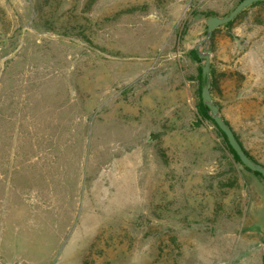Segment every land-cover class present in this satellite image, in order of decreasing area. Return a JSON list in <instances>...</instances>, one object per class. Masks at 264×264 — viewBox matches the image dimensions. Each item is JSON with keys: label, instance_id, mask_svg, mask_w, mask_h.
<instances>
[{"label": "rangeland", "instance_id": "obj_1", "mask_svg": "<svg viewBox=\"0 0 264 264\" xmlns=\"http://www.w3.org/2000/svg\"><path fill=\"white\" fill-rule=\"evenodd\" d=\"M238 1L0 0L2 264L264 263V178L188 55ZM217 28L212 99L264 165V5Z\"/></svg>", "mask_w": 264, "mask_h": 264}, {"label": "water", "instance_id": "obj_2", "mask_svg": "<svg viewBox=\"0 0 264 264\" xmlns=\"http://www.w3.org/2000/svg\"><path fill=\"white\" fill-rule=\"evenodd\" d=\"M264 0H239L235 6L223 16H210L206 19V31L203 38L199 39L196 43V46L199 44L203 45V49L198 52V57L203 60L201 66V76L204 80V84L201 87L200 98L204 106L208 109L209 114L216 124V126L220 129L222 133H224L226 140L229 146L234 150L236 155L238 156L240 162L244 167L249 169L252 172L259 173L264 178V165L255 159H252L247 153L244 151L242 145L236 138L232 128L229 123L223 118V116L219 112L218 106L215 104L212 99L210 92V53L211 50L208 47L210 44V40L212 37L213 30L227 22L231 21L235 18L245 7L250 4Z\"/></svg>", "mask_w": 264, "mask_h": 264}, {"label": "trees", "instance_id": "obj_3", "mask_svg": "<svg viewBox=\"0 0 264 264\" xmlns=\"http://www.w3.org/2000/svg\"><path fill=\"white\" fill-rule=\"evenodd\" d=\"M255 5H264V1H257V2H254V3H252V4H250L248 7H251V6H255ZM244 10V9H243ZM242 10V11H243ZM241 11V12H242ZM210 16H212V15H207V18L208 17H210ZM236 18V17H235ZM234 18V19H235ZM234 19H232L231 21H229V22H227L226 24H223V25H221V26H225V27H227V26H230V24L232 23V21L234 20ZM218 28H215L214 30H213V33H212V35L214 34V32L217 30ZM188 55H191L192 56V58H193V60H200V58L198 57V53H197V51L195 50V49H191L189 52H188ZM210 72H212V69H211V71ZM198 82H199V87H198V101H197V103H196V111H197V114L200 116V117H202L203 119H208V120H210L214 125H215V127L217 128V131H218V133L222 136V138H223V140H224V142H225V144H226V146H227V148H228V150L232 153V155H233V157H234V159L238 162V163H240L241 165H242V163L240 162V160H239V158H238V156L236 155V153L234 152V150L229 146V144H228V142H227V140H226V137H225V135H224V133H222L221 131H220V129L216 126V124L214 123V121L212 120V118H211V116H210V114H209V111H208V109L204 106V104L202 103V101H201V98H200V93H199V89H200V86H202L203 84H204V80L202 79V76H201V73H200V70H199V75H198ZM213 81L211 80V86H210V90H211V88H212V86H213ZM216 104V103H215ZM217 105V104H216ZM228 123V122H227ZM231 127V126H230ZM234 132V131H233ZM234 134H235V132H234ZM235 136H236V138L238 139V141L240 142V144L242 145V143H241V141L239 140V138H238V136L235 134ZM242 147H243V145H242ZM243 149H244V147H243ZM244 151L247 153V155L248 156H250L249 155V153L244 149ZM252 159H254L252 156H250ZM245 169H247L246 167H244ZM247 170H249V169H247ZM254 174H256V175H258V176H260L261 178H263L259 173H257V172H253ZM264 264V263H263Z\"/></svg>", "mask_w": 264, "mask_h": 264}, {"label": "crops", "instance_id": "obj_4", "mask_svg": "<svg viewBox=\"0 0 264 264\" xmlns=\"http://www.w3.org/2000/svg\"><path fill=\"white\" fill-rule=\"evenodd\" d=\"M237 255H238V257L236 259L233 258V260H232L230 258V260L227 261L226 264H262V253H260L258 256L250 258V259H247L245 257L247 255V253H238ZM238 261H240V262H238ZM0 264H2V262H0Z\"/></svg>", "mask_w": 264, "mask_h": 264}]
</instances>
